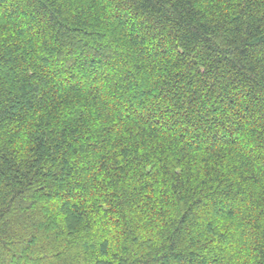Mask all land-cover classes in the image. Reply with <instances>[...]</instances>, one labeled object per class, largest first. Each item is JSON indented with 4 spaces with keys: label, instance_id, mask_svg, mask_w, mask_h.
<instances>
[{
    "label": "trees",
    "instance_id": "1",
    "mask_svg": "<svg viewBox=\"0 0 264 264\" xmlns=\"http://www.w3.org/2000/svg\"><path fill=\"white\" fill-rule=\"evenodd\" d=\"M0 264H264V0H0Z\"/></svg>",
    "mask_w": 264,
    "mask_h": 264
}]
</instances>
